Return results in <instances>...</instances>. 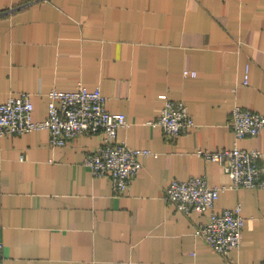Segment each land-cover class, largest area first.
<instances>
[{
    "label": "crops",
    "instance_id": "0c3cea01",
    "mask_svg": "<svg viewBox=\"0 0 264 264\" xmlns=\"http://www.w3.org/2000/svg\"><path fill=\"white\" fill-rule=\"evenodd\" d=\"M79 84L126 116L118 142L153 154L116 194L83 163L102 133L64 147H51L47 130L0 137L3 264L264 263V189L230 188L221 166L196 154L264 152V130L236 141L229 124L235 107L264 115V0H0V104L27 92L41 121L50 90ZM163 95L186 104L188 133L148 124ZM192 177L227 188L217 211L241 206L242 243L227 258L196 235L207 213L165 199L171 180Z\"/></svg>",
    "mask_w": 264,
    "mask_h": 264
},
{
    "label": "built area",
    "instance_id": "2783aa9c",
    "mask_svg": "<svg viewBox=\"0 0 264 264\" xmlns=\"http://www.w3.org/2000/svg\"><path fill=\"white\" fill-rule=\"evenodd\" d=\"M184 76H196L184 70ZM248 71L244 76L247 84ZM47 116L41 121L33 119L34 105L31 94L20 92L9 96L0 104V137L47 130L51 147H64L78 136L103 134L98 148L84 158L91 174L108 177L116 194H123L130 181L141 169V158L152 155L148 149L133 148L117 141L118 130L128 125L122 113L108 111L107 97L97 88L89 90L79 84L75 90L52 89L48 92ZM164 101L160 115L148 122L159 127L170 138L186 134L194 126L186 104L161 96ZM230 127L235 140L255 137L264 130V115L235 107L230 114ZM198 156L217 163L231 179L230 188L264 189V152L246 150L235 144L232 148L211 151L199 149ZM225 186H211L204 177L187 180L173 179L165 190V199L174 204L179 212L189 214L196 211L207 213L208 221L196 231L206 244L218 255L227 258L232 250L240 247L244 218L240 204L231 209L217 211L215 202ZM3 244L0 242V264H3ZM264 264V263H263Z\"/></svg>",
    "mask_w": 264,
    "mask_h": 264
}]
</instances>
